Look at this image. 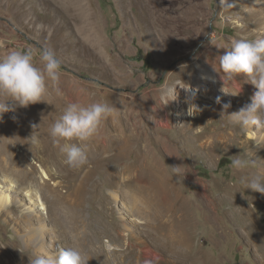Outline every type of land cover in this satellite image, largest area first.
Returning <instances> with one entry per match:
<instances>
[{"label": "rangeland", "instance_id": "obj_1", "mask_svg": "<svg viewBox=\"0 0 264 264\" xmlns=\"http://www.w3.org/2000/svg\"><path fill=\"white\" fill-rule=\"evenodd\" d=\"M176 1L195 19L178 25V30L173 28V35L185 46L168 55L131 0H108L106 5L100 0H0V58L11 50L31 49L42 68L39 57L47 47L62 61L60 79L48 82L44 102L17 107L0 120V183L8 178L20 187L13 194L16 203L10 214H0V264H31L34 253H55L64 247L79 249L88 264H137L143 245L155 249L157 236L159 244L178 240L196 255V263L264 264V194L246 189L242 182L260 168L237 171L232 167L236 155L254 148L264 159V151L256 150V141L242 148L238 142L245 131L229 124L226 115L223 119L216 115L223 110L217 97L221 103L234 101L229 113L241 108L233 89L223 84L227 77L220 70L218 55L236 39L264 37L261 15L256 8L251 11L253 5L261 8L264 3ZM198 3L204 14L196 11ZM209 47H214V56L205 52ZM201 53L216 59L219 86L211 83L201 89L181 84L187 76L192 81L200 76ZM241 79L247 82L244 76ZM227 81L233 85L234 80ZM175 83L180 85L173 97L166 89ZM105 101L114 111L98 136L101 142L107 141L104 157H111L99 164L93 158L85 170L58 167L57 153L64 142L56 145L47 139L53 123L70 103ZM180 104L182 111L174 115L181 119H170L155 132L153 108L164 116L167 105L178 109ZM193 104L208 112L194 119L196 110L189 114ZM127 123L132 128L142 125L152 135L147 148L136 137L115 150L111 136L116 132L122 136ZM33 124L39 126L38 146L29 140ZM250 131L264 134L262 128ZM231 135L228 144L221 142L223 136ZM178 166H183L182 179L172 170ZM204 186L215 200L216 209L210 215L213 225L199 201ZM30 189L42 195L49 209V215L39 212L43 219L34 214L30 221L24 218V209L38 210V202L24 201ZM150 209L155 220L147 215ZM41 227L38 245L28 247L25 235ZM107 239L117 246L116 251L105 248Z\"/></svg>", "mask_w": 264, "mask_h": 264}, {"label": "clouds", "instance_id": "obj_2", "mask_svg": "<svg viewBox=\"0 0 264 264\" xmlns=\"http://www.w3.org/2000/svg\"><path fill=\"white\" fill-rule=\"evenodd\" d=\"M225 0H221L223 4ZM264 3V0H255ZM39 60L43 67L37 66L31 49L24 51L11 50L0 58V120L4 114L15 112L17 107L27 108L29 105L44 102L48 94V82H58L62 69V61L51 48H43ZM220 70L230 80L237 76H244L247 82L254 85L257 91L251 97V102L245 104L237 112L229 113L231 102L221 103L217 97L216 103L221 104V119L226 115L228 123L239 125L242 131L264 128V37L256 39H236L231 47L218 55ZM225 80V78L223 77ZM179 83L169 88L175 97V90ZM59 93V89H57ZM196 105H191L189 114ZM114 111L108 102H95L83 105L79 102L70 103L63 114L50 129V137L56 145H61V152L65 155L64 163L72 169H81L89 164L88 144L95 137L103 122ZM15 119V117H14ZM220 119V120H221ZM34 129L31 144L38 146L41 138L39 126L33 124ZM183 166L173 168L175 175L183 177L179 171ZM232 167L237 171L249 168H264V159L258 158L251 152L236 155L232 160ZM246 189L264 194V176L253 174L242 181ZM31 264H88L86 254L74 247H64L55 253L38 251L33 254ZM146 264H152L146 261Z\"/></svg>", "mask_w": 264, "mask_h": 264}, {"label": "bare ground", "instance_id": "obj_3", "mask_svg": "<svg viewBox=\"0 0 264 264\" xmlns=\"http://www.w3.org/2000/svg\"><path fill=\"white\" fill-rule=\"evenodd\" d=\"M131 2L133 4H135V6H138L140 8L141 12L144 15L146 26L151 31V34L153 35V37L162 45L163 51L165 54L172 55L175 52L180 51L181 48L183 46H185L181 42V39L176 37L177 36L176 33H175V35H173L172 31H173V28H174V30H178V28H177L178 25H182L184 22H188V21L190 22L193 19H195L193 16H191L192 14L189 13V9H181L178 6V2L176 0H131ZM246 5L249 6L247 3H246ZM194 7H196V9H197L196 11H198V9H199L202 11V13L204 12L202 3H198L197 6H194ZM253 8L257 9V12H259V14L261 15V19L264 21V7L262 6L261 8H258L255 5H253L251 11H254ZM175 13H177L178 15L176 16ZM199 13H200V11H199ZM186 46L188 47V44ZM214 47L207 48V50L205 52H208L209 53L208 55H210V56H214V54H215V52L213 51ZM185 51H187V50H185ZM167 57H170V56H167ZM199 57H200L199 62H201V63L198 64V72H199L200 76L198 78H196L194 81H192L187 76L186 79L181 82V84L192 85L196 88H201V89H203L206 85L211 84V83H212V85L217 84L219 86V82H218L219 71L216 70V59L213 58L214 60L212 61L211 59H208L207 57H205L204 53H201ZM240 77L242 78V75L237 76V78H235L232 86H230V84L228 83L227 78H225V80L223 79L222 81H223V84L227 88H229L231 90L233 89V94H234L235 100H237L238 105L240 107H243L245 104H248L251 102V97L253 96L254 92L257 91V89L251 83H249V82L245 83V80L241 79ZM168 90L169 89H166V92L170 93ZM209 92L211 93L214 91L212 88H210ZM233 103H234V101L233 102L231 101V104H233ZM197 109L198 110H196L194 112V117H193L194 119H196L197 117H200V116H202L208 112V110L203 108L202 105L197 107ZM178 111L179 112L182 111L181 104H180V107L178 109H169L168 105H167L165 107L164 116H162L161 112H158L156 107H154L153 110L151 111V113L154 115L152 120L155 123V125H154L155 132H157L159 129H162L163 127L167 126L168 125L167 122L170 119L176 118V120H180L181 118L174 115V114L178 113ZM220 113L221 112H216V115L219 117V116H221ZM124 128H125V133L121 134L122 136L117 134V132L111 136V138L114 140L113 145L115 147L114 146L113 147L116 148L115 150L124 148V146L127 145V143H130L131 141L134 142L136 140V137L139 138L140 141H138V140L137 141L142 145V147L147 148V144L149 142V139L152 137V135L148 131H146L147 129L144 126H142V125L137 126L136 125L132 128V126H130L127 123V124H125ZM262 129L264 130V128H262ZM250 130L251 129L245 131V133L242 135L243 139L239 140L238 143L241 145L242 148L247 149V147L252 146V144L254 143L253 141H256L257 142V147H256L257 149L256 150H260V151L263 150L264 151V134H256L254 132L252 133ZM257 130H261V128L257 129ZM98 134L95 137H93L89 142H87V144H88V151H89V161L94 158V161L99 164L102 161L109 159L111 156L104 157V155L106 153H108L107 151H105V149H106L105 147L107 146V141L104 138V140L101 142ZM119 137H120V139H119ZM233 137L235 138L236 135L233 134ZM48 138H51L50 134L47 136V139ZM108 141H109V139H108ZM230 141H232V135L230 137L223 136L221 139V142H223L224 144L225 143L228 144ZM122 142H125V144L122 145L123 144ZM111 143H112V141H111ZM207 145H208V142H205L204 147L206 148ZM253 149L249 150L248 152H251L253 155L256 154V156L259 158L260 154H258L256 151H254L255 149L254 150ZM171 156L173 157V154H171ZM64 160H65V155L60 150L57 153V159H56L57 166L62 167V165H63V166L68 167V165H66L64 163ZM33 162L37 163L35 160ZM85 168H86V166H84L81 169L85 170ZM60 169H62V168H60ZM90 171L91 170H88L87 174L90 173ZM258 171L261 172L262 175H264V168H260ZM42 172H43V176L45 179H50L49 174L44 173V171H42ZM19 189H20L19 185L15 181L10 180L8 178H6L4 181H2L0 183V214L3 212H7L10 214V209H12V207L15 205L14 203H16V199L14 198L15 195H13V194L18 193ZM111 194H113V191H111ZM24 197H26V199L24 198V201L26 200V202H27V198H28V202L33 203L35 205L38 202V205H36L38 210H36L33 207H28L27 209H24V211H26L24 213V218H26L27 221H30L31 214L32 215L33 214L34 215H40L39 212H42L46 215H49V209L44 204V200H43L42 195H40L37 191H35L33 189L27 190L24 193ZM199 201H200V205L202 206V209L204 211H206L207 215H209V216H207V221L213 225L215 223V220H214V218L210 217V215L213 213L212 212L213 208L216 209L214 207L215 200L211 199V197L209 195H207V190H206L205 186L203 187L201 192H199ZM235 202L238 203L237 201H235ZM236 203H234V205ZM152 211L153 210L150 209L147 212L148 213L147 215L151 216L149 218L153 219L154 213ZM240 211H241L240 212L241 217H243V216L245 217L244 211L243 210H240ZM41 215L39 217H40V219H43V215L42 216ZM44 218H45V216H44ZM153 220H155V219H153ZM139 222H141V224H143L142 221L139 220ZM242 222H243V220H242ZM41 232H43V227L39 228L38 230H35V232H33V233L26 234L25 239H24V241L26 242V245L29 247L31 245V243H36V241H38L40 238ZM157 240L160 243L161 237L157 236ZM209 240H211V239H209ZM105 243H106L105 248H108L109 251H116L118 249V248H116L117 246H115L111 240L107 239L105 241ZM159 243H157L156 248L152 249V250L149 246L143 245V247L141 248L142 253H141V257H140V260L141 259L142 260L137 262V264H146V261H151L152 264H201L200 262L196 263L197 262L196 255L192 254L191 251L189 250V248H187L185 246H181V244H179L178 240H176L175 238L168 239V241H166L165 244H159ZM212 243H214V242L212 241ZM36 245H38V244L36 243ZM263 254H264V248H263ZM128 263H130V262H128ZM131 264H135V262L133 263V261H132Z\"/></svg>", "mask_w": 264, "mask_h": 264}, {"label": "trees", "instance_id": "obj_4", "mask_svg": "<svg viewBox=\"0 0 264 264\" xmlns=\"http://www.w3.org/2000/svg\"><path fill=\"white\" fill-rule=\"evenodd\" d=\"M102 5H106V2H108V0H100Z\"/></svg>", "mask_w": 264, "mask_h": 264}]
</instances>
